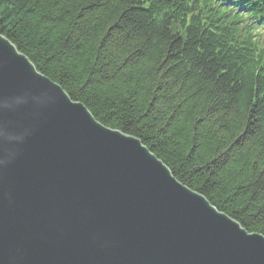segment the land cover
<instances>
[{"label":"trees","instance_id":"16d2710c","mask_svg":"<svg viewBox=\"0 0 264 264\" xmlns=\"http://www.w3.org/2000/svg\"><path fill=\"white\" fill-rule=\"evenodd\" d=\"M212 1L0 0V36L96 122L264 237V68L192 19Z\"/></svg>","mask_w":264,"mask_h":264},{"label":"water","instance_id":"95a60500","mask_svg":"<svg viewBox=\"0 0 264 264\" xmlns=\"http://www.w3.org/2000/svg\"><path fill=\"white\" fill-rule=\"evenodd\" d=\"M0 264H264V237L0 36Z\"/></svg>","mask_w":264,"mask_h":264},{"label":"bare ground","instance_id":"6f19581e","mask_svg":"<svg viewBox=\"0 0 264 264\" xmlns=\"http://www.w3.org/2000/svg\"><path fill=\"white\" fill-rule=\"evenodd\" d=\"M153 155V154H152ZM158 161H160L159 159H158ZM161 162V161H160ZM162 164H163V162H161ZM164 166H165V164H163ZM166 168H167V166H165ZM168 169V168H167ZM169 170V169H168ZM170 172V171H169ZM177 181V180H176ZM181 184V183H180ZM192 191V190H191ZM193 192V191H192ZM194 193H196V192H194ZM196 194H198V193H196ZM199 196H201L200 194H198ZM203 197V196H202ZM204 198V197H203Z\"/></svg>","mask_w":264,"mask_h":264}]
</instances>
